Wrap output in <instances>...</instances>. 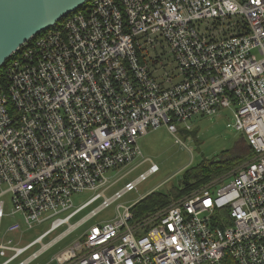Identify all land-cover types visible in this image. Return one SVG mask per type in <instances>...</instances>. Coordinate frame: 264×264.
<instances>
[{"label": "built area", "instance_id": "1", "mask_svg": "<svg viewBox=\"0 0 264 264\" xmlns=\"http://www.w3.org/2000/svg\"><path fill=\"white\" fill-rule=\"evenodd\" d=\"M82 8L3 64L0 227L15 220L0 235L1 264L39 244L18 264L31 263L155 174L152 163L105 196L106 171L141 157L140 137L162 126L174 135L222 109L252 150L248 162L141 220L119 206L51 264H264V0H91ZM84 191L95 195L59 218ZM49 219L23 247L5 240Z\"/></svg>", "mask_w": 264, "mask_h": 264}, {"label": "rangeland", "instance_id": "2", "mask_svg": "<svg viewBox=\"0 0 264 264\" xmlns=\"http://www.w3.org/2000/svg\"><path fill=\"white\" fill-rule=\"evenodd\" d=\"M79 12L72 14L71 17L73 18L75 15H78ZM150 53L153 54L152 52ZM156 53L159 54L160 50L157 49ZM169 70L175 73L173 66L169 67ZM232 121V111L222 109L211 117L195 116L182 127L177 125V132L174 135L170 134L166 127L162 126L140 137L137 140V145L142 156L136 158L125 167L106 171L105 177L108 179V184L105 196L110 198L114 193L120 192L127 183L133 182L139 175L145 173L152 163L158 167V171L148 176L145 181L137 186L136 190L124 194L118 201L112 203L96 217L86 221L79 229L29 264H51V260L56 255L70 247L89 228L113 219L117 214V208L119 206L132 207L146 195L154 191L167 192L173 188H178L185 170L195 167L202 160H214L221 156L223 152L232 150L243 137L240 133L227 127L229 124H232ZM176 138L180 142L176 143ZM144 160L149 161L145 164H140ZM240 166L231 169L225 175L216 179H220L218 182L228 179ZM94 195L95 192L89 191L74 194L71 198L72 208L61 213L58 217H66L82 204L89 201ZM2 200L5 203L4 214L6 215L10 212L8 197L5 196ZM101 202L102 199H99L92 205L82 209L70 220V224L75 225L81 221L91 211L99 207ZM14 220L9 217H5L2 220L0 227L1 237L4 236V232ZM52 220H46L42 224L35 225L31 230H26L22 233L6 234L5 240H11L18 247H23L48 230ZM66 229L67 225L52 232L43 240V243L50 242ZM39 247V244L32 247L12 264H18L20 261L27 259ZM4 260V258H0V264Z\"/></svg>", "mask_w": 264, "mask_h": 264}, {"label": "water", "instance_id": "3", "mask_svg": "<svg viewBox=\"0 0 264 264\" xmlns=\"http://www.w3.org/2000/svg\"><path fill=\"white\" fill-rule=\"evenodd\" d=\"M91 0H0V68L32 37Z\"/></svg>", "mask_w": 264, "mask_h": 264}, {"label": "trees", "instance_id": "4", "mask_svg": "<svg viewBox=\"0 0 264 264\" xmlns=\"http://www.w3.org/2000/svg\"><path fill=\"white\" fill-rule=\"evenodd\" d=\"M5 65L0 68V76L5 77ZM4 75V76H3ZM252 157V150L247 145L244 137L234 146L232 150L225 151L214 160H202L195 167L183 172L182 180L178 188L167 192L154 191L131 207L133 219L141 220L145 216L154 213L172 201L179 199L186 193L200 188L210 181L221 177L233 168H236Z\"/></svg>", "mask_w": 264, "mask_h": 264}]
</instances>
